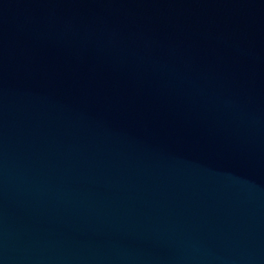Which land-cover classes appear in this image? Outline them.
I'll list each match as a JSON object with an SVG mask.
<instances>
[{"label": "water", "instance_id": "obj_1", "mask_svg": "<svg viewBox=\"0 0 264 264\" xmlns=\"http://www.w3.org/2000/svg\"><path fill=\"white\" fill-rule=\"evenodd\" d=\"M0 264H264V0H0Z\"/></svg>", "mask_w": 264, "mask_h": 264}]
</instances>
